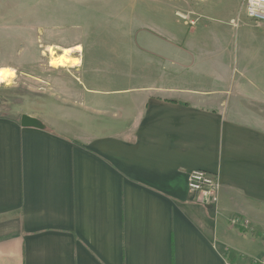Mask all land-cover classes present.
Masks as SVG:
<instances>
[{"label":"crops","instance_id":"0c3cea01","mask_svg":"<svg viewBox=\"0 0 264 264\" xmlns=\"http://www.w3.org/2000/svg\"><path fill=\"white\" fill-rule=\"evenodd\" d=\"M211 1L124 0L101 12L125 16L106 30L115 38L64 46L74 62L45 88L0 83V264L264 257V128L224 113L246 92L233 81L260 92L245 65L264 54V23L242 19L240 0L211 24ZM21 115L42 127H22ZM193 169L219 176L216 205L188 193Z\"/></svg>","mask_w":264,"mask_h":264},{"label":"rangeland","instance_id":"374dc122","mask_svg":"<svg viewBox=\"0 0 264 264\" xmlns=\"http://www.w3.org/2000/svg\"><path fill=\"white\" fill-rule=\"evenodd\" d=\"M239 1L212 0L213 5L209 7L216 14L210 23L224 25L228 15L239 7ZM123 3L124 0H0V68L9 69L11 76H17L22 93L31 90L29 83L33 88L31 91L36 93L40 87H46L44 84L49 79L50 83L53 75H64L68 63L61 66L51 63L54 58L67 56L70 50L64 46L115 38L113 31L106 30L122 29L125 16L101 15V12L116 13ZM240 17L253 22L244 13ZM256 31L263 30L258 28ZM259 41H264L263 37ZM259 60L254 66L247 64L245 67L256 70V76L262 78L253 81L261 83L260 92L253 86L246 88L248 81L243 85L233 81L230 83L233 92H246L245 95L232 96L228 101L229 110L224 113L234 120L264 128L263 53ZM216 83L219 82H212L213 85ZM4 109L2 112H6Z\"/></svg>","mask_w":264,"mask_h":264},{"label":"built area","instance_id":"2783aa9c","mask_svg":"<svg viewBox=\"0 0 264 264\" xmlns=\"http://www.w3.org/2000/svg\"><path fill=\"white\" fill-rule=\"evenodd\" d=\"M238 13H244L254 22L264 23V0H242ZM176 14L186 20L189 25H194L198 19H190L189 15H192L190 12L185 14L177 12ZM236 17L230 21L233 27L238 25ZM186 184L188 193L192 194L197 202L204 205H216L218 203L221 185L217 174L203 169H193L187 173ZM230 224L233 226L242 225L238 217H232ZM253 264H264V257L253 260Z\"/></svg>","mask_w":264,"mask_h":264},{"label":"bare ground","instance_id":"6f19581e","mask_svg":"<svg viewBox=\"0 0 264 264\" xmlns=\"http://www.w3.org/2000/svg\"><path fill=\"white\" fill-rule=\"evenodd\" d=\"M53 53V52H52ZM66 53V52H64ZM63 53V54H64ZM68 55V54H67ZM70 58V57H69ZM79 61V60H78ZM71 62L70 59L68 58H64V56L62 55V57H59V58H54L51 63L53 65H58V66H61V65H66V63H69ZM72 63H73V60H72ZM51 64V65H52ZM71 64V63H70ZM67 66V65H66ZM9 70V69H8ZM6 68H0V83L3 82V81H7L8 77L11 76V71L9 72Z\"/></svg>","mask_w":264,"mask_h":264},{"label":"water","instance_id":"95a60500","mask_svg":"<svg viewBox=\"0 0 264 264\" xmlns=\"http://www.w3.org/2000/svg\"><path fill=\"white\" fill-rule=\"evenodd\" d=\"M20 124L22 127L41 128L42 124L38 119L32 118L28 115H21Z\"/></svg>","mask_w":264,"mask_h":264},{"label":"trees","instance_id":"16d2710c","mask_svg":"<svg viewBox=\"0 0 264 264\" xmlns=\"http://www.w3.org/2000/svg\"><path fill=\"white\" fill-rule=\"evenodd\" d=\"M240 229H242V227H241ZM226 257H227V259H228L229 261H233V259H234V257H235V252L229 250L228 253H227V255H226Z\"/></svg>","mask_w":264,"mask_h":264}]
</instances>
